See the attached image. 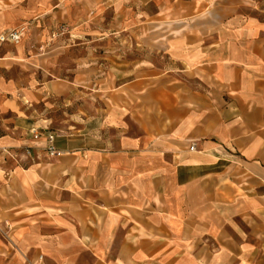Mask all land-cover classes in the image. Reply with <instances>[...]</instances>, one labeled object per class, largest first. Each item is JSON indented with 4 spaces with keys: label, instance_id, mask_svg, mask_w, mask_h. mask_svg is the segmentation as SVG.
<instances>
[{
    "label": "crops",
    "instance_id": "0c3cea01",
    "mask_svg": "<svg viewBox=\"0 0 264 264\" xmlns=\"http://www.w3.org/2000/svg\"><path fill=\"white\" fill-rule=\"evenodd\" d=\"M105 6H139L163 60H113L107 111L96 107L112 135L91 147L83 134L57 137L58 150L74 151L79 189L37 205L29 154L46 143L36 135L46 124L35 103L73 83L36 79L49 65L36 44L46 25H79V7ZM23 25L18 42H0V264H264V0H0V34ZM220 151L237 152L232 180ZM9 156L26 160L7 176ZM207 207L218 226L199 238Z\"/></svg>",
    "mask_w": 264,
    "mask_h": 264
},
{
    "label": "rangeland",
    "instance_id": "374dc122",
    "mask_svg": "<svg viewBox=\"0 0 264 264\" xmlns=\"http://www.w3.org/2000/svg\"><path fill=\"white\" fill-rule=\"evenodd\" d=\"M56 8L58 7L55 6ZM129 8L131 15L128 13L126 15ZM120 9L105 6L97 10L83 12L79 7V25L73 21L72 23L66 22V24L55 22L45 26L49 39L40 40L36 44V48L38 52L44 54V57L48 56L46 59L49 65L45 72L41 69L36 71V79L64 80L67 83L72 82L73 85L62 94H46L44 99L35 103V109L39 112L37 118L44 117L46 124L45 129H41L40 132L36 131L37 140L45 139L46 141L49 135L48 131L55 135V139L71 137L78 138V142L79 136L83 134L86 145L91 147L96 144L99 133L104 139L108 134L112 135L107 130L105 120L97 116L96 107H99L101 111L103 109L105 112L107 111L105 102L109 91L107 80L109 72H114L113 60L118 64L137 60L140 57H147L155 63L163 60L164 54L154 49L160 43L151 35L152 31L157 30L156 26L154 27L156 22L149 21L147 26L145 23H141L140 19L136 17L139 14V6L122 8L121 10L126 9L124 16L119 14L121 13ZM155 9L154 6H148L147 11L153 13ZM28 28L23 25L18 30L22 33ZM141 32L144 34L147 32V35H143L144 38L147 36L146 39H141L143 38ZM140 52L142 54H139ZM120 76L119 73L118 82L121 79ZM98 94L101 96L100 99L96 97ZM45 146L46 143H41L36 147L35 153L30 151L29 154L30 161H34L36 164V203L38 205L43 201H50L53 206H59L63 201H71V192L79 189V184L76 182L78 179L75 172V154L74 151L63 152L60 150L61 154L51 155ZM229 153L231 155L222 151L218 154L225 156L226 159L223 160L225 168H221L224 169V174L232 180L238 174L237 152ZM25 160L21 156H9L6 175L10 176L14 171L13 165L18 161L25 162ZM63 168L66 169L65 173L59 171ZM63 176H67V179H63ZM211 183L210 181L203 182L201 189L203 188L207 192L214 191L215 188ZM45 194L51 196L50 200L44 198ZM213 202L208 201V207L212 205V208H218V203L214 200ZM208 207L203 208L201 215L210 222L208 227H205L204 220H197L199 221L198 229L200 225L208 229L201 230L199 238L210 237L209 227L212 223L218 226V214ZM256 221L258 225L255 227L258 228V236L264 238V214L259 215ZM242 227H244L247 237L251 238V225L243 222ZM212 231L218 232V228L214 227ZM0 234L8 239L9 227L7 230L0 228ZM182 239H186V233ZM41 261L40 257L36 262L27 261L23 264H44Z\"/></svg>",
    "mask_w": 264,
    "mask_h": 264
},
{
    "label": "built area",
    "instance_id": "2783aa9c",
    "mask_svg": "<svg viewBox=\"0 0 264 264\" xmlns=\"http://www.w3.org/2000/svg\"><path fill=\"white\" fill-rule=\"evenodd\" d=\"M20 36H21V33L19 30L9 29L0 34V42H5V41L18 42L20 39ZM54 141H55V135L49 134L46 138V146H45L46 150L51 155H59L61 154V151L55 147ZM195 147H196L195 143H192L189 146V150L193 151L195 150Z\"/></svg>",
    "mask_w": 264,
    "mask_h": 264
}]
</instances>
